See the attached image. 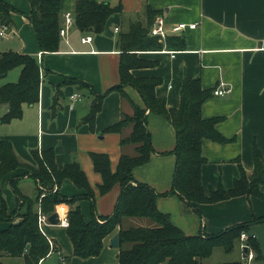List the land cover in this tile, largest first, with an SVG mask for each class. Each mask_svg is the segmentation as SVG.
<instances>
[{
    "label": "crops",
    "instance_id": "0c3cea01",
    "mask_svg": "<svg viewBox=\"0 0 264 264\" xmlns=\"http://www.w3.org/2000/svg\"><path fill=\"white\" fill-rule=\"evenodd\" d=\"M23 13H14L9 24V35L0 37V52L13 50L37 57L42 67L40 99L36 104H25L20 118L3 122L0 119V139H8L23 163L7 173L1 188L9 212L18 205L17 193L11 185L18 178V188L29 197L36 196L37 184L30 166L36 161L32 150L53 148L56 163L63 168L77 161L85 171L96 192L95 214L107 216L115 208L121 191L116 184L105 193H99L102 175L95 169L91 153L109 155L111 168L117 170L123 154L136 155V144L121 140L133 130L126 126L122 132L107 131V127L124 115L134 113L135 104L144 106L140 93L130 85H122L123 91L106 93L102 108L94 125L82 122L91 111L94 91L105 93L112 86L121 84V56L118 46L120 32H128L131 22L147 23L148 9L166 21L168 36L179 35L186 41L185 49L138 51V56L155 64L134 67L130 72L135 77H160L156 93L166 101L169 109H178L181 103V88L186 78H199L202 88L215 89L223 84L230 91L224 96L212 95L202 106L205 118L221 117L217 130L232 142L219 143L204 139L202 154L206 162L202 166V182L207 193L219 186L231 188L241 176L240 164L251 173L254 167L253 150L257 146L264 158V0H109L121 6L108 19L102 33H82L73 24L68 34L61 36L60 49L43 52L33 25L28 19L30 0H4ZM77 0H61V24L65 26V14L75 17ZM197 23L195 28L172 32L179 23ZM2 13L0 12V25ZM119 27V31H115ZM91 34V42H82V36ZM167 39V38H166ZM166 43L165 41H162ZM21 67H15L0 75V86L18 81ZM65 78L85 82L65 83ZM57 86L62 95L55 102ZM88 86V87H87ZM81 96L72 99L71 95ZM8 110L0 105V118ZM148 127L154 151L149 160L134 168V177L139 182L152 186L162 195L157 199L160 211L169 214L172 222L187 235L204 236L217 234L237 223L250 222L253 217L264 215V198L257 195H241L215 203H198L195 206L179 195H164L171 189L176 155L177 133L174 124L165 116L150 113ZM58 186H55L57 189ZM61 194L72 197L83 193L72 179L66 178L59 187ZM264 193V185L261 187ZM86 220L92 216V202L83 199L79 203ZM70 206L61 203L56 211L64 215ZM21 218H16L19 222ZM102 220V219H101ZM9 225L0 222V227ZM123 227L154 226L147 217H127ZM264 253V222L251 226ZM43 233L53 243L52 251L39 264H119V246L111 239L118 229L104 239V246L97 256L82 258L73 255V243L67 228L49 221L43 224ZM235 248L241 253V241ZM67 257V259H66ZM237 259V260H239ZM24 258H7L5 264H25ZM226 262V261H225Z\"/></svg>",
    "mask_w": 264,
    "mask_h": 264
},
{
    "label": "trees",
    "instance_id": "16d2710c",
    "mask_svg": "<svg viewBox=\"0 0 264 264\" xmlns=\"http://www.w3.org/2000/svg\"><path fill=\"white\" fill-rule=\"evenodd\" d=\"M31 12L28 19L37 34L43 52H55L60 49L62 27L60 17L61 0H30ZM121 10L109 0H77L74 24L82 33L104 31L111 15ZM2 24L13 22L14 13H23L7 1L0 0ZM155 13L148 9V21L131 22L128 32H120L118 46L121 56V84L112 86L105 93L93 92L94 99L89 115L82 122L94 125L95 118L102 108L106 93L122 90V85H130L140 93L144 106L135 104L132 115H124L119 121L107 127V131L122 132L123 128L132 124L133 130L121 140L136 144V155L123 154L117 170L111 168L109 155L92 152L91 157L95 169L102 175L99 193L109 192L114 185L120 184L121 191L114 211L107 216H96V192L88 177L77 161L59 168L53 148L32 150L36 161L30 166L32 178L37 184L36 196L29 197L18 188V178L11 180L17 193V208L9 212L6 198L3 195L1 181L3 177L20 167L23 163L17 155L13 144L8 139H0V222H8L7 227H0V264L7 258H24L25 264H39L52 251L49 238L39 226V212L48 217L56 212L61 203L70 206L68 212L69 226L67 233L73 243V255L82 258L97 256L104 246V239L118 229L119 264H202V260L210 257L218 247L225 252H232L240 241L243 231L250 233L248 244L256 251L257 260L264 264V253L257 237H253L251 226L264 222L263 216H255L250 222L237 223L229 228L208 236L202 234L187 235L176 226L169 214L160 211L157 199L162 194L147 183L135 179V167L146 163L154 147L148 127L150 113L165 116L176 128L177 143L174 149L176 167L171 189L164 195H179L191 205L198 203H215L241 195H257L264 198L261 187L264 185V158L257 146H254V167L249 174L242 165L241 176L235 180L233 187L219 186L206 192L202 182V166L206 158L202 154L204 139L219 143L232 142L235 138H227L221 134L216 124L221 117L205 118L202 115L204 102L213 95V89L202 88L199 78H186L181 88V103L178 109H169L164 98L156 93L161 83L160 77H135L130 70L155 64L138 56V51L169 49H185L186 41L179 35H171L162 42L158 36L150 34ZM15 67H21V74L16 82L0 86V105H7V112L1 116L3 122H10L23 115L25 104H36L40 99L42 67L37 57L29 53L13 50L0 52V75L8 73ZM80 82L74 78H65V83ZM81 81L80 83H82ZM84 85L85 82H83ZM88 87V86H87ZM55 102L62 95V87H56ZM125 95V92H122ZM70 178L83 193L72 197L60 193L59 187L64 179ZM55 186H58L55 189ZM89 199L92 202V216L86 220L79 202ZM40 210V211H39ZM127 217H147L155 222L154 226L123 227ZM16 218H21L15 222ZM102 219V220H101ZM67 259V257H66ZM218 264H243L232 260Z\"/></svg>",
    "mask_w": 264,
    "mask_h": 264
},
{
    "label": "built area",
    "instance_id": "2783aa9c",
    "mask_svg": "<svg viewBox=\"0 0 264 264\" xmlns=\"http://www.w3.org/2000/svg\"><path fill=\"white\" fill-rule=\"evenodd\" d=\"M98 2H103L107 0H96ZM74 24V15L72 12H67L65 14V26L61 27L60 35L66 36L68 34V31L70 29V26ZM197 26V23H179L172 27V32H179L180 30L184 28H195ZM9 25L7 24H1L0 25V37L4 38L9 35ZM115 31H119V27H115ZM150 34L153 36H158L161 41H165L168 35V30L166 27V21L163 18V16L156 17L154 23L151 26ZM82 42L87 43L91 42L93 40V36L91 34H86L82 36L81 38ZM230 89L226 88L223 84H219L214 90L213 95L215 96H224L225 93L229 92ZM81 95L79 93H75L71 95L72 99L79 98ZM60 214V213H59ZM60 222L59 225L62 227H68L69 226V219L68 214H60L59 216ZM48 222V216L45 215L43 212H39V226L40 229L43 231V224ZM252 236L255 238L257 237L254 232H252ZM250 238V233L247 231H243L240 236L241 241V253H240V260L243 264H263L259 260H257V254L256 251L248 244V240ZM51 242V241H50ZM51 245L53 243L51 242Z\"/></svg>",
    "mask_w": 264,
    "mask_h": 264
},
{
    "label": "rangeland",
    "instance_id": "374dc122",
    "mask_svg": "<svg viewBox=\"0 0 264 264\" xmlns=\"http://www.w3.org/2000/svg\"><path fill=\"white\" fill-rule=\"evenodd\" d=\"M128 126H131V124ZM237 259H239V249L238 248H235L232 252L227 253L222 248L218 247L214 250L213 254L210 257L202 260V264H218L221 262L232 261V260H237Z\"/></svg>",
    "mask_w": 264,
    "mask_h": 264
},
{
    "label": "water",
    "instance_id": "95a60500",
    "mask_svg": "<svg viewBox=\"0 0 264 264\" xmlns=\"http://www.w3.org/2000/svg\"><path fill=\"white\" fill-rule=\"evenodd\" d=\"M60 214L59 212H54L52 215H50L48 217V221L51 223V224H54V225H58L59 222H60V218H59ZM111 244L114 246V247H118L119 246V235L116 234L112 237L111 239Z\"/></svg>",
    "mask_w": 264,
    "mask_h": 264
},
{
    "label": "bare ground",
    "instance_id": "6f19581e",
    "mask_svg": "<svg viewBox=\"0 0 264 264\" xmlns=\"http://www.w3.org/2000/svg\"><path fill=\"white\" fill-rule=\"evenodd\" d=\"M40 211V210H39Z\"/></svg>",
    "mask_w": 264,
    "mask_h": 264
}]
</instances>
